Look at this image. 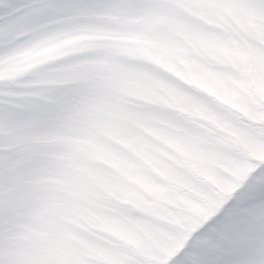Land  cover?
Returning <instances> with one entry per match:
<instances>
[{"label": "rangeland", "instance_id": "374dc122", "mask_svg": "<svg viewBox=\"0 0 264 264\" xmlns=\"http://www.w3.org/2000/svg\"><path fill=\"white\" fill-rule=\"evenodd\" d=\"M262 142V0H0V255L157 264Z\"/></svg>", "mask_w": 264, "mask_h": 264}, {"label": "snow or ice", "instance_id": "6c2138e0", "mask_svg": "<svg viewBox=\"0 0 264 264\" xmlns=\"http://www.w3.org/2000/svg\"><path fill=\"white\" fill-rule=\"evenodd\" d=\"M31 110L45 115L39 105ZM187 232L157 264H264V164L225 189L219 203L204 210ZM0 264L22 262L7 254L0 255Z\"/></svg>", "mask_w": 264, "mask_h": 264}, {"label": "clouds", "instance_id": "9594fccd", "mask_svg": "<svg viewBox=\"0 0 264 264\" xmlns=\"http://www.w3.org/2000/svg\"><path fill=\"white\" fill-rule=\"evenodd\" d=\"M174 63H176V66L180 68V70L187 71L186 67L183 64H180L177 61H174ZM230 147H231V151L229 153L221 155L217 161L218 163L232 167L234 171L239 172L241 169L247 167L249 164L254 162V157L250 155L251 149H249L245 145L240 143H234ZM261 151H264V149H257L258 153H260ZM234 156H238L240 157V159L235 160L233 158ZM208 174L209 175L211 174L210 171L208 172ZM182 219H183L182 216L174 215L170 217L168 223L178 222ZM153 234L155 236V241H153L151 237H148L147 238L148 242L150 245L155 244L157 241L159 242L157 247L158 250L160 251L161 258H163V254L165 250L170 248L174 242L169 239L168 235L165 232L155 231Z\"/></svg>", "mask_w": 264, "mask_h": 264}]
</instances>
